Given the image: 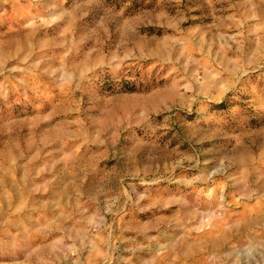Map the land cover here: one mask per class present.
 Wrapping results in <instances>:
<instances>
[{"label": "rangeland", "instance_id": "obj_1", "mask_svg": "<svg viewBox=\"0 0 264 264\" xmlns=\"http://www.w3.org/2000/svg\"><path fill=\"white\" fill-rule=\"evenodd\" d=\"M0 264H264V0H0Z\"/></svg>", "mask_w": 264, "mask_h": 264}]
</instances>
